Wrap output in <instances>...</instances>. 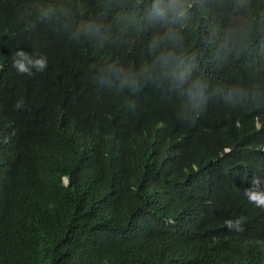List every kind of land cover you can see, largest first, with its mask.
I'll use <instances>...</instances> for the list:
<instances>
[{"label":"trees","instance_id":"obj_1","mask_svg":"<svg viewBox=\"0 0 264 264\" xmlns=\"http://www.w3.org/2000/svg\"><path fill=\"white\" fill-rule=\"evenodd\" d=\"M148 2L0 0V264H264V209L244 194L264 179V0H188L187 80L120 90L116 70L152 65L165 30ZM92 20L99 37L75 35ZM17 49L48 68L18 74Z\"/></svg>","mask_w":264,"mask_h":264},{"label":"clouds","instance_id":"obj_2","mask_svg":"<svg viewBox=\"0 0 264 264\" xmlns=\"http://www.w3.org/2000/svg\"><path fill=\"white\" fill-rule=\"evenodd\" d=\"M142 0H134L131 5L137 8ZM191 8L188 0H149L146 5V17L149 22L159 23L164 26V31L153 37L149 49L154 54L152 65H146L138 73L129 74L122 70L119 72V89H130L133 92L149 80L154 78V73L159 71L162 74L170 75L178 83H183L192 71L191 58L183 50V37L180 29L187 23ZM41 17L50 18L57 9L54 5H45L41 8ZM63 15L71 18L70 10H63ZM102 24L97 21H88L79 26L76 36L81 34L89 37H99L102 32ZM12 67L18 74L32 77L37 73H43L48 68V56L42 52L24 51L17 49L12 54ZM158 78V77H157ZM206 85L200 81H194L187 89V96L191 103V111L187 113L192 119L199 116L204 102V90ZM23 100H18L15 107H23ZM66 180V179H65ZM264 179L253 176L251 186L244 190L249 203L257 208L264 209ZM244 217H236L225 221L226 226L239 231L243 230Z\"/></svg>","mask_w":264,"mask_h":264}]
</instances>
